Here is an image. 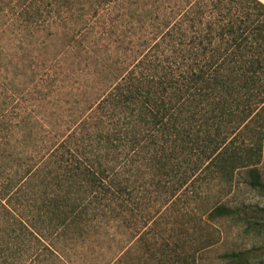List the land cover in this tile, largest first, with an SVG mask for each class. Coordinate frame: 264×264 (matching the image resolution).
I'll list each match as a JSON object with an SVG mask.
<instances>
[{"label":"trees","instance_id":"obj_1","mask_svg":"<svg viewBox=\"0 0 264 264\" xmlns=\"http://www.w3.org/2000/svg\"><path fill=\"white\" fill-rule=\"evenodd\" d=\"M11 8L0 6V264H198L217 222L260 231L259 208L226 198L239 176L264 197V3ZM219 259L264 264V242Z\"/></svg>","mask_w":264,"mask_h":264},{"label":"rangeland","instance_id":"obj_2","mask_svg":"<svg viewBox=\"0 0 264 264\" xmlns=\"http://www.w3.org/2000/svg\"><path fill=\"white\" fill-rule=\"evenodd\" d=\"M2 4H0L1 7L6 10L3 12V15H10L14 12V10L11 8L14 4H20L25 3L26 0H1ZM262 3H264V0H260ZM7 12V13H6ZM55 30V29H54ZM47 32L43 33V36L46 35ZM61 34L57 36H52V38L49 37L50 42L49 46L46 48V50H41V53H49L51 50H56L58 47L60 48L61 45ZM5 41V40H4ZM1 43H3V40H1ZM40 49L38 50L39 54ZM77 68L79 70H83L82 74L89 69V72H93L92 69L85 66L84 63H81L80 65L77 64ZM92 68V67H91ZM91 76H94V73H91ZM262 177L264 181V166L262 167ZM243 177L239 176L238 184L236 187H233L231 191L227 194V201L230 205H235L238 203H245L252 206H256L259 208V210L253 211L254 217L256 221L259 223L260 231L258 232H244V229L238 228L235 226L231 221H220L217 222L215 225V228L217 232H215V236H218V232L221 234L219 241L210 247L207 251H205L199 261L198 264H221L220 262V255L225 252L230 251H239L243 249H248L252 246H259L264 242V197L254 190H251L243 183ZM194 208L193 205L189 207V209ZM252 215V213H251ZM192 216V213L191 215ZM189 216V220H190ZM118 232H120L118 230ZM117 232V233H118ZM133 235L134 232H129V235ZM127 238L128 235H122V233H118L114 238L116 240H120L123 238ZM137 238V235L135 234L131 240H135ZM216 240V239H215Z\"/></svg>","mask_w":264,"mask_h":264}]
</instances>
